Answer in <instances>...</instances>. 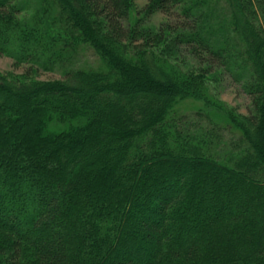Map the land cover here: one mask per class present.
<instances>
[{
  "label": "trees",
  "instance_id": "obj_1",
  "mask_svg": "<svg viewBox=\"0 0 264 264\" xmlns=\"http://www.w3.org/2000/svg\"><path fill=\"white\" fill-rule=\"evenodd\" d=\"M135 10L0 0V53L28 77L63 70L0 76V264H264V0ZM81 50L100 64L75 66ZM221 75L252 99L247 115L227 113L224 152L212 116L176 110Z\"/></svg>",
  "mask_w": 264,
  "mask_h": 264
},
{
  "label": "rangeland",
  "instance_id": "obj_2",
  "mask_svg": "<svg viewBox=\"0 0 264 264\" xmlns=\"http://www.w3.org/2000/svg\"><path fill=\"white\" fill-rule=\"evenodd\" d=\"M135 6L137 9L131 14V19L134 20L135 16L137 17L138 12H140L147 4V0H134ZM166 17L163 14L154 15L149 23H146L147 26L158 27ZM129 24V22H127ZM172 56V54H171ZM176 57H174L175 59ZM179 58V57H178ZM184 58L186 65L184 66L186 70L191 67L194 63L191 56L187 55ZM171 59V58H169ZM181 61V59H177ZM15 59L10 57L7 54L0 53V76L10 80L14 83H24L31 81H59L63 78V70L59 68L55 69H45L43 67H38V71L34 72L32 77L26 76V72L30 69V64L18 65L15 63ZM179 61L173 59L168 60L170 64L177 66H182ZM100 59L94 54L91 50H81L74 57L75 66H92L97 67L100 63ZM220 78V79H219ZM219 78L210 79L207 83L208 85V98L207 99H196V98H187L180 101L176 110L179 115H188L193 118L196 117L197 111H203L208 113L213 117L215 122L219 123V126L222 125L225 129L222 130L220 136H222V142L219 143L218 151H230V142L235 138L232 137V126L225 123V118H227V113L233 112L234 110L237 114L247 115L249 110L252 109V99L245 92L243 84L241 81H237L230 77L229 75H221ZM213 80H217V83H214ZM210 101V102H209ZM208 120L203 121L204 125ZM212 125V124H211ZM210 125V126H211ZM209 127V126H208ZM228 129V130H227ZM226 130V131H225ZM224 131V132H223ZM220 133V130H219ZM218 133V134H219ZM229 144V145H228ZM234 151V150H231Z\"/></svg>",
  "mask_w": 264,
  "mask_h": 264
}]
</instances>
